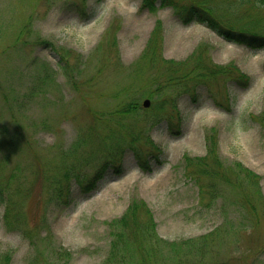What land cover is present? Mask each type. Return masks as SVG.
<instances>
[{"label": "rangeland", "instance_id": "obj_1", "mask_svg": "<svg viewBox=\"0 0 264 264\" xmlns=\"http://www.w3.org/2000/svg\"><path fill=\"white\" fill-rule=\"evenodd\" d=\"M142 2L0 0V130L6 131L0 133V162H5V175L20 165L33 182L39 165L62 167L71 151L67 162L85 166L84 158L96 150L99 138L96 135L88 146L77 145L80 135L96 114H110L134 99L135 115L119 120L134 123L125 132L135 133L133 129L144 135L138 139L144 151L149 136L161 149L160 156L148 153L151 169L145 171L127 151L121 172L110 169L88 195L79 194L72 180L74 201L46 212L51 231L39 234H51L49 242L43 241L45 254L55 246L70 253L68 264H101L112 240L107 222L121 217L135 198L147 203L165 240L198 238L216 229L209 251L194 255L193 264H264V216L259 226H250L253 219L244 216L241 205L254 194H241L247 184L235 171L245 174L234 168L240 162L256 173L264 195V127L257 119L264 113V48L229 41L197 21L183 23L172 7L143 9ZM242 9L249 17L257 15L254 8ZM157 22L162 23L159 45L146 51ZM199 47L214 63H235L251 78L247 86L229 83L230 104L221 78L191 83L196 75H168L167 68L189 61ZM184 86L190 91L183 93ZM159 88L157 96L147 95ZM145 98L151 100L147 108L142 105ZM164 99L173 104L160 109L157 104ZM98 119V126L108 124L115 131L117 119ZM213 127L219 136V161L207 158L199 164ZM209 169L215 176L203 174L199 181L211 188L204 196L209 206H203L199 184L187 173ZM39 187L26 205L33 226L43 214ZM3 213L0 206V253L12 251V264H29L33 247L6 229ZM155 264L173 263L160 259Z\"/></svg>", "mask_w": 264, "mask_h": 264}, {"label": "trees", "instance_id": "obj_2", "mask_svg": "<svg viewBox=\"0 0 264 264\" xmlns=\"http://www.w3.org/2000/svg\"><path fill=\"white\" fill-rule=\"evenodd\" d=\"M233 1L236 6L231 3V0H143L141 8L155 11L158 5L161 7L170 6L183 23L201 22L229 41L251 48H264V0ZM243 7L246 9L254 8V11H257V15L249 17L246 14V10L243 12ZM233 20L240 21L241 24L235 25ZM161 32L162 23L157 22L147 43L148 48L146 51L157 44L159 45ZM165 61L172 62V60ZM189 63H191L190 66ZM182 65L187 66V68L180 69L179 67ZM167 71L170 77H173L174 72H178L184 79H190L193 75H196L197 79L192 80L191 83L221 78L227 103H230V97L228 96L229 83L235 82L240 87L247 86L251 79L235 63L226 65L214 63L212 59L207 57L206 50L201 47L189 57V61L180 63L176 69L167 68ZM206 83L210 84L211 82ZM164 84L170 83L164 82ZM160 90L161 88L154 92H149L147 95L155 97L160 93ZM182 91L186 93L190 90L184 86ZM172 104L169 100L164 99L157 105H159L160 109H163ZM137 109L138 105L135 100L130 99L111 111L110 114L107 112L101 113V118L109 121L112 118L117 119L115 120V124H117L115 131L108 124H106L105 128L98 126V123L102 120L98 119L100 115L96 114L94 116L95 122L84 134L80 135L77 142V145L88 146L96 139L95 136L98 135L99 142L95 144L96 150H93L84 158L85 166L68 163L65 158L72 151L65 152L62 167H51L49 165L46 167V164L39 165L38 172L35 173L33 182H31L25 174L27 172L25 167L17 165L8 175H5V162H0V206L4 208L3 222L8 231L20 234L33 247V255L29 264H60V260H64L65 264H68L70 253L61 249L57 250L55 246L50 249V255L54 254L57 258L50 259V255L47 256L45 254L43 241L49 242L51 234L48 232L42 237L39 234L43 233L44 230L51 231L47 225L46 218V212L50 206L64 208L74 201L75 195L73 194L72 180L77 183L79 194L88 195L98 188L100 181L106 177L107 172L111 171L110 169L121 172L122 162L127 151L133 152L138 165L145 171L151 169L148 153L153 158L158 159L161 149L149 136L147 144L144 143L146 146L144 151L142 143L138 141L144 135L133 129L131 130L135 133L125 132L135 125L134 123L126 124L122 122L123 118L127 117V115H135ZM119 118L122 120H119ZM257 119L264 127V113ZM101 129H104V133L100 131ZM1 132L6 133L4 130H0ZM119 133L122 135H116ZM19 138L22 137L19 135ZM16 139L17 136L12 139V148L17 144ZM206 141L207 154L201 157L198 163L203 164L202 161H206L207 158L215 159L218 162L219 136L216 128L213 127L208 131ZM11 143L7 144V148L10 151L12 150L10 148ZM0 146L2 147L1 143ZM185 158L187 160L190 159L188 156ZM89 166L92 168L91 171L87 168ZM234 168L245 174L235 171L237 176L239 178L243 177L242 179L247 184V190L241 189V194L244 190V195L246 196H248V191L254 194L252 196L249 194L241 205L242 209L245 210L244 216L249 214V220L253 219L250 226L254 229L260 225L264 216V212L261 210V207L264 208V195L260 186V177L240 162H236ZM187 174L199 184L203 196V206H209L207 202H204V196L211 192V188L205 189L204 185L199 181L202 179L203 174H211L212 176H215V174L210 169L204 172L196 170ZM38 183L40 184L39 191L43 196V214L39 216L38 222L33 226V222L28 216L26 205L27 201L33 198L34 188ZM230 184H232L231 186L234 185L233 187L235 188L239 187V183L231 181ZM250 198H254V201ZM107 224H109L112 240L109 255L101 264H155L160 259L173 264H193L192 258H194V255L201 256L206 250L209 251V243L214 240L213 238L216 235L215 229L198 238L181 241L165 240L157 232V223L147 203L142 199L135 198L121 217L115 218L107 222ZM38 239L42 240L37 241ZM159 250H162V252H158ZM12 261V251L0 253V264H12ZM215 264L220 263L216 262Z\"/></svg>", "mask_w": 264, "mask_h": 264}, {"label": "water", "instance_id": "obj_3", "mask_svg": "<svg viewBox=\"0 0 264 264\" xmlns=\"http://www.w3.org/2000/svg\"><path fill=\"white\" fill-rule=\"evenodd\" d=\"M150 105V101L147 99V100H145V102H144V106H149Z\"/></svg>", "mask_w": 264, "mask_h": 264}]
</instances>
